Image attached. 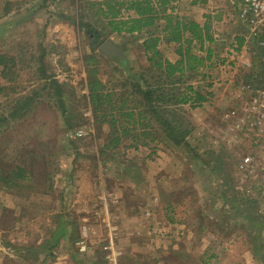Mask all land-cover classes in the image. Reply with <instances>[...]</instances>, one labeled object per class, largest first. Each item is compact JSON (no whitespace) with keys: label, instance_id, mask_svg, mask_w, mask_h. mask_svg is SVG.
<instances>
[{"label":"rangeland","instance_id":"obj_1","mask_svg":"<svg viewBox=\"0 0 264 264\" xmlns=\"http://www.w3.org/2000/svg\"><path fill=\"white\" fill-rule=\"evenodd\" d=\"M176 2L175 12L189 16V1ZM213 7L238 9L233 0ZM229 21L249 35L230 15L216 23L219 34ZM106 23L82 0H0V53L14 58L9 77L0 66V117L17 97H34L23 116L0 123V264H240L247 251L264 262V50L250 38L232 59L235 28L213 44L208 78L193 72L164 83L144 51L147 32L109 36ZM108 39L123 60L101 53ZM159 49L178 59L176 44ZM93 50L109 88L145 76L168 91L191 84L207 94L202 107L171 106L187 144L172 145L153 123L150 146L101 154L110 128L99 133L87 98ZM248 82L254 91L244 89ZM16 166L25 177L5 183Z\"/></svg>","mask_w":264,"mask_h":264},{"label":"trees","instance_id":"obj_2","mask_svg":"<svg viewBox=\"0 0 264 264\" xmlns=\"http://www.w3.org/2000/svg\"><path fill=\"white\" fill-rule=\"evenodd\" d=\"M174 1L82 0V2L89 3L90 7L95 9L96 15L107 22L110 28L107 33L109 36L114 33L134 35L147 32L148 37L143 43L144 51L148 55L151 70L165 77L164 83L168 80L169 83L178 80L176 82L178 84L187 75L190 77L193 72L201 73L203 79L208 78L203 68L209 66L208 61H211L215 55L212 47L216 40V30L213 28L215 15L209 16L205 23L201 24L193 17L176 13L177 5ZM207 2L208 0H191L192 5H204ZM159 26H162V29L155 32ZM87 29L94 37V30L89 27ZM95 38L99 39L98 35ZM243 41L244 39L239 38L238 50H241ZM162 42L177 45L178 59L176 61L163 55L159 49V44ZM254 49H256L255 46ZM199 51L203 54L198 53ZM13 61L12 56L0 53L3 77H9L12 74L11 63ZM99 61L100 58L95 50L93 54L85 57L87 98L95 121L99 123L98 131L102 132L103 125L110 128L106 143L100 150L101 154L118 147L139 149L141 146H150V142L156 139L153 123L163 129L167 135V141L173 143L174 146L187 144L188 130L182 129L175 122V111L171 106L178 108L189 106L196 109L210 101L207 94L191 84L182 91H168L164 84H152L145 76L141 78L133 76L132 81L126 79L121 90L109 88L98 75ZM50 83L59 88L60 83L56 78H51ZM1 89L0 86V91ZM60 100L62 101L61 98ZM33 101L34 97L30 95L17 97L14 109L8 116H1L0 123L9 121V117L16 119L23 116L22 112L27 111L33 105ZM150 138L152 140H148ZM26 173L25 168L16 166L11 173L5 176L4 182L16 183L18 178L25 177ZM254 203L257 204V201ZM260 227H262L261 224ZM257 246L259 247L257 251H260L263 245L257 244Z\"/></svg>","mask_w":264,"mask_h":264},{"label":"built area","instance_id":"obj_3","mask_svg":"<svg viewBox=\"0 0 264 264\" xmlns=\"http://www.w3.org/2000/svg\"><path fill=\"white\" fill-rule=\"evenodd\" d=\"M233 1L235 2L236 7L238 8L236 12H233L234 16L238 21L242 22L248 28L249 31V35L246 38H243L244 41H250V38H252L255 40V48L264 50V0ZM243 45L245 46V42H243ZM243 45L241 47V50L243 48ZM230 51L231 54H229V56L232 59H236V57L240 58L239 52L241 51L238 50V40H233ZM223 68H225V66H223ZM244 89L254 91L253 84L251 82H248L246 85H244ZM258 95L261 94L258 92ZM262 95L264 96V94ZM256 101L258 102L257 99ZM249 109L246 108V111L244 112L249 114L250 112L255 111L257 109V104L254 103L252 109ZM236 113V110H232L227 116L235 115ZM257 118L259 119L257 123L262 124V119L260 117Z\"/></svg>","mask_w":264,"mask_h":264},{"label":"crops","instance_id":"obj_4","mask_svg":"<svg viewBox=\"0 0 264 264\" xmlns=\"http://www.w3.org/2000/svg\"><path fill=\"white\" fill-rule=\"evenodd\" d=\"M188 1H189V6L191 7V10L192 11H199V12H190L191 11L190 10L187 13H189V16L193 15L192 17L194 19H196L198 22H200L201 24H204L209 16L215 15L214 16V20H213V28L216 30V31L214 30L215 31L216 40H215V42L213 44H222L220 42H222L224 40L223 39L224 33H226V32L230 33L235 28H237L236 25L232 24L229 21V23L226 25L227 28L225 27L226 30L223 32V34H219L217 32V29H216V23L217 24H222V23L226 22L228 20V18H229V15H230L231 18L234 17V13L233 12H214L215 10H214L213 5H214L215 0H208V2L206 4H204V5H192L191 4V0H188ZM176 3H180V0H177ZM176 5H178V4H176ZM215 17H218V19H215ZM237 30H238V28H237ZM237 35L240 36V35H242V33L238 30ZM119 36H121V35H119ZM239 38H242V37L240 36ZM112 41L114 43H116L114 40H112ZM213 44H212V47H213ZM243 47H244V45H243ZM248 252L250 253V251H247L244 254V257H246V258L244 260H242L240 264H264L262 259H257L253 255H251V260H248L249 259L248 258V254H249Z\"/></svg>","mask_w":264,"mask_h":264},{"label":"water","instance_id":"obj_5","mask_svg":"<svg viewBox=\"0 0 264 264\" xmlns=\"http://www.w3.org/2000/svg\"><path fill=\"white\" fill-rule=\"evenodd\" d=\"M100 51L108 57L118 58L120 60L124 59V51L118 44L114 43L111 39H108L101 44Z\"/></svg>","mask_w":264,"mask_h":264}]
</instances>
